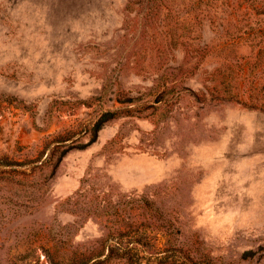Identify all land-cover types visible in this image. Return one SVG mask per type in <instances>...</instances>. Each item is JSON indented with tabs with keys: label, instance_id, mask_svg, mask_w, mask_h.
I'll list each match as a JSON object with an SVG mask.
<instances>
[{
	"label": "rangeland",
	"instance_id": "374dc122",
	"mask_svg": "<svg viewBox=\"0 0 264 264\" xmlns=\"http://www.w3.org/2000/svg\"><path fill=\"white\" fill-rule=\"evenodd\" d=\"M257 43L264 0H0V264L168 250L141 196L208 264H264Z\"/></svg>",
	"mask_w": 264,
	"mask_h": 264
},
{
	"label": "trees",
	"instance_id": "16d2710c",
	"mask_svg": "<svg viewBox=\"0 0 264 264\" xmlns=\"http://www.w3.org/2000/svg\"><path fill=\"white\" fill-rule=\"evenodd\" d=\"M253 51L257 52V55L264 54V45L257 43L252 47ZM234 50L237 51V48ZM205 51V48L202 49ZM159 86L166 87L165 82H161L158 84ZM214 89H212L213 91ZM226 95V94H224ZM239 98L238 95H233ZM134 202L137 205H140L144 210L151 211L153 214L151 217H155L158 220H161L164 225L161 227L166 228V235H169V240L167 244L169 245L168 250L164 251H154L151 256H146L145 253L148 252L151 245V239L148 236L141 237L137 241H133L136 244L134 249H123V245L119 239H116L112 235L108 237L104 243L100 245V247L93 248L87 250V252H74L71 258L68 259L67 262L56 263L54 260V254L49 249L42 248L45 253V257L50 262V264H124V260L132 262L133 258L137 256L138 260L141 263L145 264H208L213 260L210 258L208 254L202 253L196 246L199 245L198 239L194 242H190L187 240L181 239V232L177 230L175 227V223L171 219H166L163 215H158L160 210L156 208V203L154 200L150 199L147 196L134 197ZM118 207H122V204H117ZM120 208H116L112 216L119 217ZM122 216V215H121ZM126 216V215H123ZM129 220H131V216H128ZM125 218V217H124ZM56 238V242L54 243V247H64L68 244V241L59 234ZM28 249L24 253L25 255L19 257L21 263L18 264H41V259L36 255V249H32V245H27ZM139 249L142 251L140 255H138L135 249ZM154 248V247H153ZM135 250V251H134ZM106 252V254H105ZM249 253V252H248ZM161 254V255H159ZM242 258V260H248L249 257ZM251 258V257H250ZM241 260V261H242ZM137 263V262H136Z\"/></svg>",
	"mask_w": 264,
	"mask_h": 264
}]
</instances>
